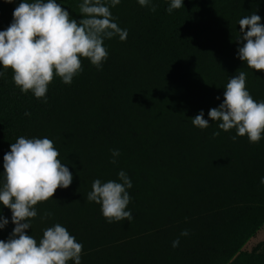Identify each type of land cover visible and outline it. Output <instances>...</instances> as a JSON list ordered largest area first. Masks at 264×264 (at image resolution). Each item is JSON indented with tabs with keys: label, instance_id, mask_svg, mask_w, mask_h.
<instances>
[{
	"label": "rangeland",
	"instance_id": "obj_1",
	"mask_svg": "<svg viewBox=\"0 0 264 264\" xmlns=\"http://www.w3.org/2000/svg\"><path fill=\"white\" fill-rule=\"evenodd\" d=\"M21 2L0 0V31L13 22V12ZM82 2L57 0L77 22L82 19ZM169 5L170 0H151L148 7L140 6L138 0H120L110 11L114 22L128 35L125 41L119 36L104 40L108 57L102 67L98 70L82 58L83 71L70 85L59 77L49 84L47 103L32 95L36 102L27 101L35 110L27 112L30 115L21 123L35 121L33 138L39 137L48 119L57 120L56 129L53 123L40 137L53 142L61 161L65 157L69 160L63 164L72 174V183L67 189H58L56 197L65 191L82 196L70 208L57 205L55 196L39 203L38 215L31 223L64 218V227L83 245L82 251L103 243L107 229L125 222L134 224L131 231L137 232L162 217L175 219L199 213L243 196L259 197L264 202V136L258 143H250L247 136H237L235 129H219L220 122L208 116L210 109L224 102L226 85L239 71L246 73V87L253 99L264 101V71L250 69L238 58L242 43L237 41L240 19L257 14L264 24V0H184L183 7L171 14L167 12ZM71 110L78 120H86L88 134L78 130L66 137L63 117ZM201 111L209 123L206 129L191 121ZM217 131L220 135L213 137ZM233 136L237 137L235 142ZM113 150L120 155L114 158ZM121 171L128 177L134 175L127 191H135V202L126 208L134 218L112 223L103 217L94 219L85 207L96 204L87 200L93 181L120 182ZM156 196L165 204L178 197L185 203L161 209L153 202ZM43 211L52 213L51 217L42 219ZM250 217L254 223L263 220L264 205ZM9 222L14 229L11 218ZM211 222L204 219L198 226L206 228ZM249 239L234 264H264V241L253 244ZM257 246L255 258H262L250 260Z\"/></svg>",
	"mask_w": 264,
	"mask_h": 264
},
{
	"label": "clouds",
	"instance_id": "obj_2",
	"mask_svg": "<svg viewBox=\"0 0 264 264\" xmlns=\"http://www.w3.org/2000/svg\"><path fill=\"white\" fill-rule=\"evenodd\" d=\"M119 3L120 0H83L79 5L82 19L77 22L57 0H22L13 12V22L0 31V65L11 69L14 84L21 92L30 91L47 103L48 86L56 77L70 85L83 71L82 58L99 70L108 57L104 40L114 36L126 40L127 30L114 22L110 11V7ZM138 3L148 7L151 0H138ZM183 3L184 0H170L167 12L171 14L174 9H180ZM151 10L155 12V6ZM260 21L257 14L240 19L237 39L242 43L238 58L255 71H264V24ZM208 116L220 122L219 129L225 132L235 129L237 136H247L250 143H258L264 136V101L257 102L250 95L244 71L230 78L224 102L219 108L210 109ZM191 121L200 129L209 127L202 111ZM219 135V131L213 133V137ZM236 138L231 137L233 142ZM119 155L118 150H113L114 158ZM59 156L50 139L23 136L11 143L10 152L4 155L0 205L11 210L15 227L6 242L0 240V264H68L69 261L81 264L83 245L60 224L45 229L39 243L32 235L25 234L31 228V220L38 215L36 206L72 183V174ZM118 175L120 182L93 181L87 195L89 202L101 205L103 217L109 223L131 222L134 218L132 212L126 210L130 203L127 189L132 187L131 180L124 171ZM51 215L45 212L42 219ZM7 224L8 220L0 216V229ZM187 235V230L181 233V236ZM172 246H179V238Z\"/></svg>",
	"mask_w": 264,
	"mask_h": 264
},
{
	"label": "trees",
	"instance_id": "obj_3",
	"mask_svg": "<svg viewBox=\"0 0 264 264\" xmlns=\"http://www.w3.org/2000/svg\"><path fill=\"white\" fill-rule=\"evenodd\" d=\"M0 70L3 73L0 76V186H2L4 175L3 157L10 152L11 143H15L17 141L16 137H21L23 134L25 138H33L35 121L23 125L21 120L26 117V112L31 113L35 110V106L27 105V101L36 102V100L30 98V95L34 96L32 92L23 93L14 84L11 69L6 70L0 65ZM47 96L48 94H46ZM45 117L44 115L43 118ZM51 119L54 120L50 121ZM63 119L65 120L63 123L66 126L67 138H70L71 135L69 134L78 130L82 131L83 134L89 133L86 120H78V117L73 116L72 110L71 113L67 112ZM56 121L55 117L48 119V122L45 123L46 128H42L39 131V137L35 135L34 138L43 136L45 131H49L53 123H55L54 127L56 129ZM64 160L61 163L67 164L69 162L67 157ZM73 167H76V165L73 164ZM77 167L81 171V164ZM129 179L132 182L134 175H131ZM54 196L53 201L57 205L65 204L67 208L74 207L76 203L82 200V196L73 194L70 191L61 192L57 197L55 193ZM129 196L130 203L128 206H131L135 202V191H131ZM154 198L156 200L153 201L154 204H157L156 207L158 206L161 209L185 203V200L179 197L176 201L166 204L160 201L159 196ZM263 205L264 202L259 197L246 198L243 196L237 201H226L219 204V206L204 209L199 213L191 212L175 219L162 217L155 225L142 228L137 232L131 231L134 224L125 222L123 226L117 225L118 229L116 227L107 229V237L104 238L103 243L82 251L81 264H228L238 254L235 260L230 263L234 264L239 256L243 255L240 249L244 243L264 223V219L254 223L250 217V214L254 213L258 206ZM85 207L89 208L90 211L87 213L94 219L98 220V218L103 217L100 210L101 205L90 204ZM44 209L46 210V208ZM126 210L128 211V209ZM45 212L43 211V216ZM0 216L8 220V224L0 229V240L6 242L12 234L13 227L9 222L12 215L8 208L0 205ZM232 216L235 220L234 223L231 220ZM204 219L212 221L209 227L198 226V222ZM56 224L64 227V218L54 217L48 222L44 221L43 224L31 223V228L26 230V234L32 235L39 243V240L43 237V231ZM128 224L130 227H125ZM185 226L191 227L189 229L191 232L187 236H181ZM75 227H78V223H75ZM72 228L73 226L68 229ZM177 238H179V246L174 248L172 244ZM134 243L135 246H133ZM258 248L259 246L251 253L250 260L262 258L260 256L255 258ZM106 255H108V259H106ZM68 264H74V261H69Z\"/></svg>",
	"mask_w": 264,
	"mask_h": 264
},
{
	"label": "crops",
	"instance_id": "obj_4",
	"mask_svg": "<svg viewBox=\"0 0 264 264\" xmlns=\"http://www.w3.org/2000/svg\"><path fill=\"white\" fill-rule=\"evenodd\" d=\"M261 229V230H260ZM251 238L249 239V242H252L253 244H256L258 242L264 241V226L261 227Z\"/></svg>",
	"mask_w": 264,
	"mask_h": 264
}]
</instances>
